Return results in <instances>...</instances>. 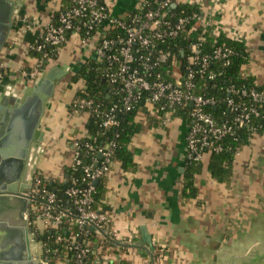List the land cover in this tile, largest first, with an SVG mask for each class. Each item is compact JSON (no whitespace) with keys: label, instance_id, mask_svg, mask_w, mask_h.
Listing matches in <instances>:
<instances>
[{"label":"crops","instance_id":"0c3cea01","mask_svg":"<svg viewBox=\"0 0 264 264\" xmlns=\"http://www.w3.org/2000/svg\"><path fill=\"white\" fill-rule=\"evenodd\" d=\"M10 1L15 5L14 24L0 49V105L12 108L15 99L43 73L68 66L39 120L43 154L38 171L50 184L64 182L71 142L85 136L88 121L86 114L73 113L70 108L82 83L72 81V77L79 65L94 60L96 36L88 45H81L77 36H69L39 77L30 78L27 72L37 60L30 46L68 2ZM142 1L110 0V10L114 16L126 17ZM194 2L218 36L243 41L249 60L241 73L264 90V0ZM3 110L1 114H5ZM137 112L141 130L128 145L133 167L125 169L115 158L102 179L101 203L121 242L96 246V254L86 264H264V129L249 137L233 160L231 176L219 181L209 173L208 160L201 161L195 171L188 166L187 121L182 115H170L163 122V116L152 108ZM185 173L192 174L194 196L182 193ZM34 224L41 230L39 221ZM28 226L32 233L33 227ZM145 231L153 250L142 235ZM31 250L41 259L36 244ZM61 259L55 264H70L65 257Z\"/></svg>","mask_w":264,"mask_h":264},{"label":"built area","instance_id":"2783aa9c","mask_svg":"<svg viewBox=\"0 0 264 264\" xmlns=\"http://www.w3.org/2000/svg\"><path fill=\"white\" fill-rule=\"evenodd\" d=\"M194 1L182 2L195 5ZM67 2L55 22L48 24L30 46L39 57L27 74L38 78L50 60V51L67 43L69 36H77L81 45L90 44L96 36L92 52L111 100L106 105L102 101L95 104L89 97L73 99V113L98 116L100 127L110 129L119 125L120 114L135 108H152L160 118L163 116V122L181 111L187 121L186 158L194 162L221 151L220 143L237 130L245 128L251 136L264 126V93L254 86L228 85L219 115L214 116L210 110H216L221 101L207 95L204 91L208 85L201 82L220 76L221 71L211 67L217 63L228 65L234 51L224 42L205 49L207 36L215 42L218 34L201 9L175 15L172 9L177 0H143L126 17H118L110 10V0ZM192 32H197L196 39L189 44L183 66L169 52L158 50L160 44ZM168 60L171 63L164 69ZM85 85L82 81L79 90L84 91ZM114 147L111 139L96 145L84 142L82 137L74 139L61 195L47 187L48 179L40 171L36 173L29 192L28 224L39 221L40 235L48 233L53 242L63 246L56 261L65 257L70 264H86L88 256L96 254L91 247L92 231L102 246L121 242L95 199V182L108 173ZM36 242L42 263L50 264L44 256L49 249L44 253V243Z\"/></svg>","mask_w":264,"mask_h":264},{"label":"trees","instance_id":"16d2710c","mask_svg":"<svg viewBox=\"0 0 264 264\" xmlns=\"http://www.w3.org/2000/svg\"><path fill=\"white\" fill-rule=\"evenodd\" d=\"M195 5H189L184 2H179L176 4V6L172 9L173 13L175 15H189L192 10H196ZM96 33V31H94ZM197 32H192L190 35L181 34L177 38L173 40L166 41L163 44L159 45V49L163 52H169L174 56V61H177L178 65H182L188 49L190 42L194 41L196 39ZM224 42L227 44L231 49H233L234 54L230 59V62L228 65H222L221 63L214 64L211 68L215 70L221 71V75L216 77L213 80H208L204 78L201 83H205V85H208V88L204 91L207 95H213L217 99H219L221 102L218 104L217 109L215 110L214 107H212L210 110L214 114V116L217 117L219 115L220 110L224 108L223 100L227 96L226 87L228 85L234 84V85H248L250 87L254 86L257 90L264 93V90L256 86L252 78L249 76H244L241 73V69L244 64H246L249 60V56L246 50V47L241 40H231L224 35L220 34L216 41L214 42L213 39H211L209 36H207L206 42L204 43L205 49L208 50L212 43H222ZM184 55H182V52ZM37 58L39 57L38 53L33 52ZM54 51H50V59L53 56ZM167 64L163 65V68H168L170 60L167 61ZM48 64V63H47ZM46 64V65H47ZM82 80L86 84V88L84 91L78 90L76 92V95L74 99L76 98H84L89 97L91 98L94 103L96 104L98 101H102L104 104H108L111 100V98H108L107 93V83L103 82L101 76H100V64L97 63L96 60L89 59L86 62H84L82 65H79L77 71L72 77V81L76 80ZM199 88V87H198ZM200 92H203L200 90ZM138 109L135 108L134 110L130 112H126L124 114H120V123L117 127L110 128V129H102L100 127V117L98 116H89L88 121L85 124V136L82 137V140L86 143H90L92 145H96L97 143H103L106 139H111L115 142L114 152L112 156V161L117 158L121 162V165L123 168L128 169L132 168L134 165L132 152L128 149V145L130 141L132 140L133 136L141 130V124L136 121V114ZM180 116L182 115L184 117V113L181 111H178ZM185 119V117H184ZM220 120L219 118H217ZM255 122L258 121L254 120ZM260 121V120H259ZM264 129V126L261 128H258L255 133H259ZM249 133L245 128H241L237 130L236 134L234 136H228L226 137L220 145L222 146L221 151L218 153H210L208 155V165L207 169L211 176L219 181L225 180L231 176V169H232V163L237 155L240 148L248 142L249 139ZM186 162L190 168H192V171H195V169L198 167V165L201 162H194L186 158ZM112 163V162H111ZM65 173H69V168L66 167ZM102 178L98 179L96 183V193H95V199L97 202V206L100 208L101 211L105 212V206L101 203L102 199V193L104 191L103 185H102ZM184 188H183V195L188 196H194L196 193V189L193 187V179L191 173H185L184 174ZM47 187L50 190H53L57 193V195H61L62 191L66 187V184L64 182L56 183L52 182L51 184L48 182ZM188 190V191H186ZM33 220V218H32ZM33 225V223H31ZM31 225V226H32ZM33 231H37L36 227L32 226ZM40 233V232H39ZM91 247L96 248L98 247L99 241L94 233V231L91 232ZM37 240L40 242H43L45 245V248L43 252L45 253L46 249H49L48 253H45V257L49 260L50 264H55L56 257L60 256V254L63 252V246L60 244H57L53 242V239L49 238L48 233L39 235L37 234ZM93 254H90L88 256V259L91 258Z\"/></svg>","mask_w":264,"mask_h":264},{"label":"water","instance_id":"95a60500","mask_svg":"<svg viewBox=\"0 0 264 264\" xmlns=\"http://www.w3.org/2000/svg\"><path fill=\"white\" fill-rule=\"evenodd\" d=\"M13 9V1L0 0V49L14 24ZM67 69V65L49 69L37 82L26 87L12 108L0 105V264H43L38 253L31 250L37 242L27 221L30 201L25 194L29 193L30 185L17 186V182L28 152L43 140L39 130L43 106ZM2 110L5 114H1ZM142 235L153 250L146 231Z\"/></svg>","mask_w":264,"mask_h":264},{"label":"flooded vegetation","instance_id":"af4514ba","mask_svg":"<svg viewBox=\"0 0 264 264\" xmlns=\"http://www.w3.org/2000/svg\"><path fill=\"white\" fill-rule=\"evenodd\" d=\"M1 72L2 71H0V75H2ZM42 150L43 149H42V145H41V142H40L39 145L36 148H34L31 152H28V155H27V158H26L27 162H26L25 167L23 169V173H22L21 179H20L19 182H17V186H20L21 184L30 185V189H28L29 192L31 190L34 177H35L36 173L39 170L40 160H41V157H42V154H43ZM21 195H23V194H21ZM25 196H27L29 198L30 195H29V193H27V194H25ZM28 219H29V216H27V221H28ZM28 229H30L29 226H28ZM32 234H33L35 240H37V234L40 235L38 230L37 231L34 230L32 232Z\"/></svg>","mask_w":264,"mask_h":264},{"label":"rangeland","instance_id":"374dc122","mask_svg":"<svg viewBox=\"0 0 264 264\" xmlns=\"http://www.w3.org/2000/svg\"><path fill=\"white\" fill-rule=\"evenodd\" d=\"M59 264H64L63 262L59 263Z\"/></svg>","mask_w":264,"mask_h":264}]
</instances>
